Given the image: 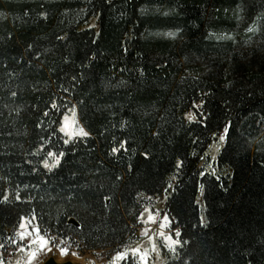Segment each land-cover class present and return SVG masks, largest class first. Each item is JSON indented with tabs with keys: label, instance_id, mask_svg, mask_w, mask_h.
<instances>
[{
	"label": "trees",
	"instance_id": "16d2710c",
	"mask_svg": "<svg viewBox=\"0 0 264 264\" xmlns=\"http://www.w3.org/2000/svg\"><path fill=\"white\" fill-rule=\"evenodd\" d=\"M72 106L90 135L65 145ZM263 118L264 0H0V243L34 216L147 264H264ZM145 208L179 227L174 251L158 225L136 235Z\"/></svg>",
	"mask_w": 264,
	"mask_h": 264
},
{
	"label": "snow or ice",
	"instance_id": "6c2138e0",
	"mask_svg": "<svg viewBox=\"0 0 264 264\" xmlns=\"http://www.w3.org/2000/svg\"><path fill=\"white\" fill-rule=\"evenodd\" d=\"M109 2H110V0H109ZM141 11H143V9H141ZM42 15H43V13H42ZM247 30L252 31L253 29L250 27ZM166 35L174 36L175 33L169 32V33H166ZM58 39H63V38L58 37ZM29 48H31V45H29ZM71 79L73 81H76L78 79V77L74 75V76H72ZM64 91L67 92L68 89L65 88ZM12 94L15 95V93H12ZM193 106L198 107L195 105L194 102H193ZM52 107L57 108V105H55V103H53ZM71 110L74 112L75 106H73V108ZM44 115L47 116L48 113L45 112ZM188 119L191 121L193 119V117L191 115H189ZM76 123L77 122L75 120H73L71 123H69L68 117H67V115H65L62 118V120L59 122V127L54 130L53 135H55L57 133H61V134H63V136L67 137V139H63V143L65 145L69 144V140L72 139L73 137H77V138L88 137L90 135V133L85 131L82 127L77 128L75 126ZM229 126H230L229 123L225 124L224 132L222 134H220V136H219V139L221 141H223L225 139L224 133L228 132ZM36 127H40V125L37 124ZM214 135H215V133H214ZM126 143L127 142L124 140L119 141V147H112L110 150V154H118L121 150L127 151ZM41 148H43V145H41ZM144 155L146 156L147 154L145 153ZM64 156H65L64 151H60L59 153H56L53 151H48L46 154V158L42 161L44 169L51 171L53 167L60 164V161ZM47 157L52 158L51 164L48 162ZM181 165H182V161L177 160L176 168L179 169L181 167ZM33 171H35V169H33ZM201 175H204V173H201ZM170 187H171V185L169 184L168 188H170ZM168 188H165V190H164L165 195L167 194ZM16 198L19 199V196H17ZM4 199L6 200L7 196H5ZM104 199L107 200V199H109V197L106 196V197H104ZM147 199H151V197H147ZM145 213H147L146 218H145ZM159 215H160V213L158 211L154 213L151 209L145 208L144 212L140 213V215L136 217V220L138 223L147 224L150 222H155L156 216H159ZM34 219H35L34 216H32L31 218L30 217H20L18 227L16 229V237L15 238L14 237H8V241L10 242V244L15 246V251L28 253L27 264H31V261L35 258L38 251L49 249V246L51 244L56 243V240L58 239L55 236H48V235L43 234L41 229L39 228V226H33L32 220H34ZM161 220L163 222H166L168 225L171 224V221L169 220V217L166 214L161 217ZM73 224L78 225V221L73 220ZM200 224L201 225L205 224V220H204L203 216H201V218H200ZM164 226H165V224L162 223L161 227H164ZM69 227H71V226H69ZM142 234L147 235V231L144 230L142 232ZM159 235L164 237L165 240L169 241V247L172 251L175 250V248L173 246L181 244V240L179 239V237L181 235L179 227L175 228V231H174L175 238H173V235H171V234L165 235V233H163V232L159 233ZM148 238H149V240L153 239L152 237H148ZM152 247L155 250L156 245L153 244ZM4 248H5V244L0 243V249H4ZM60 251L63 254L67 251V249L64 247H61ZM130 254L132 257L139 256L140 264H147L146 253H142L138 247L126 249L125 251H121V252H117L115 258L119 259L123 264V261L127 260L129 258ZM0 264H5V260L3 258L2 252H0ZM248 264H251V261H248Z\"/></svg>",
	"mask_w": 264,
	"mask_h": 264
},
{
	"label": "rangeland",
	"instance_id": "374dc122",
	"mask_svg": "<svg viewBox=\"0 0 264 264\" xmlns=\"http://www.w3.org/2000/svg\"><path fill=\"white\" fill-rule=\"evenodd\" d=\"M175 33L174 36H170V35H166V33ZM157 37H177V34L175 31H156L154 33ZM216 37H224L225 34L223 33H218L216 35H214ZM184 74L185 75H190L193 72L188 70V69H183ZM73 108L70 107L69 111L67 113H65L63 115V117L65 115H67L68 117V121L69 123H71L73 120H75L76 123V127H82L84 130L85 128L83 127V125L81 124L79 118H78V114L76 112V108L75 111L73 112L71 109ZM258 129L259 132L264 135V118L261 119L258 122ZM86 131V130H85ZM158 218L156 216L155 218V222H152L150 225H146L144 227L142 226H137L136 229V235L137 236H142V232L144 230L148 231L150 228L152 227H156L159 229L160 231H167L166 228L167 223L160 221V224L158 222ZM164 223L165 226L161 227V224ZM32 225L33 226H37V224L32 220ZM158 225V226H157ZM18 225L15 227H12L9 229V235L10 237H16V229H17ZM53 236V235H51ZM64 247L67 249V251L65 253H61L60 248ZM117 249L114 248H103V249H88L83 243L79 242L76 238H73L72 240L68 241V240H62L60 238H58L56 240V243L51 244L49 246V249L46 250H42V251H38L35 258L31 261V264H41L45 259H47L49 256H54L56 258V260L58 261H65V260H72L78 264H106V262L108 261V259H112L113 257L116 256V251ZM0 252L3 253V258L5 260V264H27V252H17L15 251V246L11 245L6 248V249H0ZM115 259V258H114Z\"/></svg>",
	"mask_w": 264,
	"mask_h": 264
},
{
	"label": "water",
	"instance_id": "95a60500",
	"mask_svg": "<svg viewBox=\"0 0 264 264\" xmlns=\"http://www.w3.org/2000/svg\"><path fill=\"white\" fill-rule=\"evenodd\" d=\"M74 219H71L70 222H73ZM77 225V224H76ZM41 264H78L72 260L58 261L54 256H49Z\"/></svg>",
	"mask_w": 264,
	"mask_h": 264
}]
</instances>
